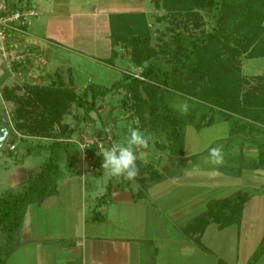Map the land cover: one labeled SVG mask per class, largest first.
I'll return each mask as SVG.
<instances>
[{
    "label": "trees",
    "instance_id": "16d2710c",
    "mask_svg": "<svg viewBox=\"0 0 264 264\" xmlns=\"http://www.w3.org/2000/svg\"><path fill=\"white\" fill-rule=\"evenodd\" d=\"M152 1L155 9L165 13L161 20L171 17V13L176 16L168 29L172 34L170 40L157 49L152 48L148 39L139 34L141 27L145 29L146 26L142 14L114 16L121 24L113 25L115 18L111 24L113 45L125 43L130 46L132 65L142 69L139 77H128L110 88L89 85L79 97L69 88H50L44 90L43 96L35 95L34 100H28L23 105L4 90L2 97L17 105L14 112L16 121L12 123L14 130L30 137H46L71 105L76 104L83 109L85 117H89L90 112L98 109L97 99L119 89H124L131 96L130 109L138 121L137 126L133 125L132 128H139L146 136L163 138L161 147L176 158L183 157L187 126L200 131L214 123L209 120L203 126L195 112L182 114L174 104L179 97L200 102L205 106L202 105L203 109L219 110L216 113L224 119L222 121L240 117L237 124L239 122L243 127L250 124L249 129L256 124H264V70L261 76L254 78L255 92L244 90L248 84L241 76L239 66L243 57L264 59V0ZM198 10L212 15L209 30H202L197 35L185 34L177 29L180 18L188 23L192 13ZM241 92L243 96H240ZM72 133L70 131L69 135L63 137V141L56 139L50 144L47 148L50 153L48 161L39 169L27 173L17 193L7 192L0 196V244L12 239L29 204L56 193L57 182L64 176L63 171L69 175L79 174L76 170V152L71 151L75 146L69 142ZM89 145L85 157L92 161L91 169L106 171L102 168L103 157L93 140ZM257 147L263 151L255 167L264 169V144ZM144 161L137 159L139 175L133 181L122 177L114 181V177H111L98 200H105L112 192L123 189L131 191L134 199H139L147 187L159 183L162 177L157 174L154 165L150 162L145 164ZM249 198L240 191L232 198L209 203L206 212L187 226L184 234L202 247L200 236L208 225H215L219 230L232 225L240 228L243 207ZM96 215L94 213L93 217ZM263 256L264 235L246 264H256ZM3 261L0 254V264Z\"/></svg>",
    "mask_w": 264,
    "mask_h": 264
},
{
    "label": "crops",
    "instance_id": "0c3cea01",
    "mask_svg": "<svg viewBox=\"0 0 264 264\" xmlns=\"http://www.w3.org/2000/svg\"><path fill=\"white\" fill-rule=\"evenodd\" d=\"M134 4L119 0H12V8L33 13L27 19L28 36L24 41L28 45L42 47L44 55H49V71L59 65L57 62L66 68L61 74H49L64 85L67 84L69 75V79L73 81L71 62L66 55H74L85 66L94 65L114 70L113 62L110 65L99 63L105 61L110 53V24L117 14L132 13L130 9ZM50 58H53V61H50ZM6 104L12 107V110L9 107L8 110L5 109ZM9 110H14L13 103L6 101L0 91V126L5 123L9 130L0 148V185L12 186L13 189L5 193H17L31 170L23 163L27 157H15L18 153L15 155V149L10 151L7 146L16 145L15 135L24 139V142L50 139L30 137L16 132L12 125L14 122L8 116ZM2 114L6 119H3ZM111 138L116 142L113 136ZM4 148L8 149L6 153L2 152ZM35 148L47 152L49 159L50 153L47 149L39 146ZM195 154L199 153L185 154L184 142L181 159L187 161ZM138 159L141 160L142 156ZM76 170L79 174L69 175L63 171L64 176L58 180L53 196L26 207L19 229L10 241L0 245V254L4 259L1 264L242 262L240 228L235 225L223 230H219L215 225H208L200 236L202 247L197 246L191 237L184 234V229L206 212L209 203L226 197L211 198L203 204L202 211L197 209L202 204L199 198H190L186 203H171L170 192L169 196H165L167 192L163 188L170 186L181 190L182 182L179 179L173 183L172 178L164 177L159 183L147 187L139 199H134L131 191L123 189L114 191L107 199L99 201L98 198L104 194V186L91 180L96 178L91 176L93 172L83 173L80 165H76ZM182 170L184 169H181L179 176ZM219 173L222 174L221 171ZM199 176L196 175L193 179V186L202 188V191L205 188L203 179ZM86 178L91 182L88 192L86 187L89 181ZM214 189L221 190L218 185H215ZM73 190L76 191L75 194H72ZM77 196L80 198H76ZM94 213L98 216L93 217ZM230 231L234 234L233 240L226 238ZM229 244L232 248L226 249Z\"/></svg>",
    "mask_w": 264,
    "mask_h": 264
},
{
    "label": "rangeland",
    "instance_id": "374dc122",
    "mask_svg": "<svg viewBox=\"0 0 264 264\" xmlns=\"http://www.w3.org/2000/svg\"><path fill=\"white\" fill-rule=\"evenodd\" d=\"M119 1L123 3L133 2V4L135 1L141 2L134 4V7L130 9V12H132L130 15L142 14L145 17V29L141 27L139 34L142 36L144 35L148 39L149 45L152 48L157 49L163 42L170 40L172 34L168 29L171 26L172 19H176L174 13H171V17L168 19L161 20L160 18H162L165 13L160 9H155L152 0ZM123 15H128V13L117 14L116 16ZM191 17L188 23H184L185 21H183V18H180L177 29L185 34L190 33L197 35L202 30L210 29L212 25V15L207 11H194ZM117 19L118 18H115L113 21V25L115 26L120 23V20ZM111 26L110 24L109 35L111 34ZM27 36L28 30L26 26L21 34L11 36V44L16 45V48L10 51L11 54H20L24 59L20 64H14L15 66H12L10 70H8V68L0 70V91L3 92L7 90L9 94H11V97L18 100V103L21 105L28 100H34L35 95L43 96L44 90L50 88L59 89L62 87L65 88V90L69 88L79 97L84 92L85 88H81L83 86L85 87L90 84L110 88L114 83L123 82L128 77H139L142 70L132 65L131 50L128 44L115 43L116 45H113L110 39L109 56L104 59L105 61L99 63L110 65V63L113 62L112 66L114 65L115 71L107 67H97L94 65L85 66L84 63H80V60L78 61L74 55H66L71 62L73 81L69 79L71 78L69 75V78L66 80L67 84L62 85L60 80L52 78L53 76L49 74L55 72L56 74H61L63 71L65 72L66 68L57 62V65H59L51 69L52 71H49L50 68L47 62L49 55L47 53L44 55L42 47H38L35 44L28 45L24 41ZM127 45L129 47H127ZM50 61H53V58ZM239 66L241 76L245 78L248 84L244 90H255V92H257L254 78L262 75L264 70V59H248L247 57H243L241 58ZM48 76H51V78H48ZM240 96H243V92H241ZM175 100V108L178 111L187 115L189 111L195 112L197 117L200 118L201 125L205 126L209 120L214 122L211 126L205 127L200 131H197L193 126H187L185 128V154H199L191 156L187 161L182 160L181 157L176 158L172 156L168 150L161 147L164 141L163 138L158 136H148L150 138L149 147L147 149H135L136 154L139 158L142 156V160H146L153 164L157 170V174H160L162 178L181 177L180 180L183 187L181 190L179 188L178 190L176 188H171L170 186H165L163 188V190L167 192L165 196H169L168 192H170L171 203L176 201L186 203L188 200H191L190 198H199L202 204H200L201 207H197V209L202 211L203 204L213 197L214 199H219L220 197L232 198L240 191L249 195L250 198L243 207L239 234L240 247L242 250V262L239 264H246L264 235V169L255 167L263 151H261L257 145L262 146L264 144V124H256L253 128L249 129L250 124L247 122L246 124L248 125L244 127L241 126L239 122L237 124L240 117H232L230 121H222L224 119L216 113L219 112V110H210L209 107L203 109L202 103L191 98L179 97ZM131 104V96L127 95L124 89L116 90L108 96L97 99L96 106L98 109L97 111L90 112L88 115L89 117H85L83 109L73 104L62 116L59 124L52 128L51 131H48L46 139H50V141L26 140V142H24V139L15 135L14 141L16 148L14 154L16 155L18 153L15 157L24 159L27 157L26 160L23 159V163L28 170L34 171L39 169L40 165L42 166L43 163L48 161V154L47 152L37 150L35 147L39 146L40 148L47 149L56 139L62 141L61 139L69 135L68 133L71 131L73 133L69 142L70 145L75 146V148L72 146L71 151L76 152V165H80L83 173L92 170L91 172L94 174L92 173L91 176H95L96 178L91 180L95 181L98 185L105 186L106 183L110 181L111 177L108 175L107 171L100 172L95 171L99 169H91L92 161H89L87 157H85V152L90 147V140H93L94 146L100 152H103L106 148H110L112 144L126 142L128 128L133 125L137 126L138 124L137 119L132 115L130 109ZM5 106V109L9 107L7 104ZM13 106L14 110H16L17 105L13 103ZM185 107L187 109L186 112L184 111ZM11 108L12 107H9V109ZM14 110L12 112L9 110L10 112H8V116L12 122L16 121ZM4 117L6 119V116L3 115V119ZM109 126L112 129L110 134L103 131ZM108 136H113L116 142H114L111 137L109 139ZM82 144L87 148L82 150L80 147ZM218 145H222L224 150V164L219 167V172L221 171L222 174L219 173L214 177H210L209 172L214 166L208 161V152L210 148ZM7 150V148H4L2 152L6 153ZM202 150L205 151L202 152ZM194 156H196L195 159H192ZM193 166H199L200 168V172L196 173V175H200L199 177L203 179L202 182L204 183L203 186L205 189L202 191H200L202 188L193 186L195 185L193 179L196 175L193 174L191 177L185 175V172L190 170ZM181 169L184 170H182L183 172H181L182 174L179 176ZM98 173H100V177ZM86 180L89 181L86 187V191L88 192L91 182L89 178H86ZM114 181H116L115 178ZM215 185L220 186L221 190L216 191L217 189H214ZM11 188L12 186L8 184L3 186L0 185V196ZM75 193L76 191L73 190L72 194ZM76 198L79 199L80 197L77 196ZM212 202H214V200ZM232 231H230L229 234L227 233L228 235L223 233L226 234L227 240H233L234 234L231 233ZM229 245L225 248L231 249L232 246L231 244ZM256 264H264V256L259 259Z\"/></svg>",
    "mask_w": 264,
    "mask_h": 264
},
{
    "label": "clouds",
    "instance_id": "9594fccd",
    "mask_svg": "<svg viewBox=\"0 0 264 264\" xmlns=\"http://www.w3.org/2000/svg\"><path fill=\"white\" fill-rule=\"evenodd\" d=\"M186 107L184 111L186 112ZM105 133H111V127L103 130ZM110 139V136H108ZM149 137L146 136L139 128H128V136L125 143L112 144L110 148H106L100 154L103 157L102 168L106 170L110 177L123 178L133 181L139 175V167L137 166L138 156L135 149H147L149 147ZM81 149H85L83 144ZM208 161L213 165V169L209 172L210 177L219 174V167L224 164V150L222 145H218L209 149ZM146 164L147 161L145 160ZM199 166H193L185 172V175L191 177L193 174L199 173ZM180 177H172V182L176 183Z\"/></svg>",
    "mask_w": 264,
    "mask_h": 264
},
{
    "label": "built area",
    "instance_id": "2783aa9c",
    "mask_svg": "<svg viewBox=\"0 0 264 264\" xmlns=\"http://www.w3.org/2000/svg\"><path fill=\"white\" fill-rule=\"evenodd\" d=\"M32 15V12L12 8V0H0V70L1 67L10 70L12 65L23 61L22 55L11 54L10 51L14 50L16 45L11 44L10 38L22 33L28 24L27 19ZM7 148L12 151L15 145H8Z\"/></svg>",
    "mask_w": 264,
    "mask_h": 264
},
{
    "label": "water",
    "instance_id": "95a60500",
    "mask_svg": "<svg viewBox=\"0 0 264 264\" xmlns=\"http://www.w3.org/2000/svg\"><path fill=\"white\" fill-rule=\"evenodd\" d=\"M8 132H9V130L6 127V124L2 123V125L0 126V148L3 146L4 140H5L6 136L8 135Z\"/></svg>",
    "mask_w": 264,
    "mask_h": 264
}]
</instances>
